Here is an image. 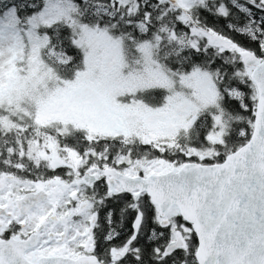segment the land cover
I'll return each mask as SVG.
<instances>
[{
    "label": "trees",
    "instance_id": "trees-1",
    "mask_svg": "<svg viewBox=\"0 0 264 264\" xmlns=\"http://www.w3.org/2000/svg\"><path fill=\"white\" fill-rule=\"evenodd\" d=\"M239 49L264 59V0H0V172L71 183L91 167L221 162L252 129L256 89ZM197 75L212 84L207 99L193 96ZM83 86L115 109L114 130L45 112ZM144 113L176 126L157 118L145 140Z\"/></svg>",
    "mask_w": 264,
    "mask_h": 264
},
{
    "label": "flooded vegetation",
    "instance_id": "flooded-vegetation-1",
    "mask_svg": "<svg viewBox=\"0 0 264 264\" xmlns=\"http://www.w3.org/2000/svg\"><path fill=\"white\" fill-rule=\"evenodd\" d=\"M105 168L112 166L88 168L56 192L38 186L47 179L0 172L15 179L0 183V264H198L196 234L176 206L161 217L145 192H125L118 181L108 184ZM86 171L94 175L90 184L82 180ZM38 190L48 194L46 200L16 204ZM179 235L183 245L166 251Z\"/></svg>",
    "mask_w": 264,
    "mask_h": 264
},
{
    "label": "water",
    "instance_id": "water-1",
    "mask_svg": "<svg viewBox=\"0 0 264 264\" xmlns=\"http://www.w3.org/2000/svg\"><path fill=\"white\" fill-rule=\"evenodd\" d=\"M238 56L256 89L245 143L218 163L187 161L145 176L103 170L108 184L118 181L125 192H145L161 217L175 205L196 234L198 264H264V59L247 49ZM93 178L87 171L82 175L89 184ZM47 196L44 190L28 192L16 204L29 207ZM183 243L179 235L166 251Z\"/></svg>",
    "mask_w": 264,
    "mask_h": 264
},
{
    "label": "rangeland",
    "instance_id": "rangeland-1",
    "mask_svg": "<svg viewBox=\"0 0 264 264\" xmlns=\"http://www.w3.org/2000/svg\"><path fill=\"white\" fill-rule=\"evenodd\" d=\"M170 3L174 4H183L185 0H168ZM208 36V35H207ZM210 41L217 43L219 46H229L227 40L219 38V37H211ZM248 69V73H249ZM197 85L200 87L196 89L195 95L196 98H204L207 99V96H210L213 93L212 84L209 79L205 75H197ZM204 94H203V93ZM186 105H183L182 108H185ZM182 108H178L174 113L176 114ZM53 111L55 116L61 115L66 117L70 112H74L76 118L85 123L87 128L96 130V131H111L116 128L117 120L119 115L115 113V109L112 108L107 103L105 104L100 95L92 88L83 86L78 87L72 90L69 94L64 96L63 98L57 100L53 103V105L46 109V113ZM157 118L160 120L161 129L171 130L176 124H173V116L171 117L168 113H144L143 114V123L145 125V131L143 132V137L145 140L152 139L157 131L156 121ZM51 166H57L60 164V160H58L53 154H50ZM76 159L73 157L72 159H68L69 162L73 163L72 160ZM74 164V163H73ZM76 165V164H74ZM139 163L136 164L138 166ZM171 167H176L167 163L162 159H153L148 160L147 164L142 165L141 169L144 170L147 174L151 173H160L168 170ZM129 172H136L135 168H127ZM6 180L8 182H12L15 179L13 177H9L8 175H0V183H5ZM76 181V180H75ZM75 181L71 182L72 184ZM60 180L55 178L47 179L42 181L38 186H43L48 189L50 192H56L58 190H67L68 187ZM70 183V184H71Z\"/></svg>",
    "mask_w": 264,
    "mask_h": 264
},
{
    "label": "bare ground",
    "instance_id": "bare-ground-1",
    "mask_svg": "<svg viewBox=\"0 0 264 264\" xmlns=\"http://www.w3.org/2000/svg\"><path fill=\"white\" fill-rule=\"evenodd\" d=\"M112 169H114V168H112ZM115 170V169H114ZM116 171V170H115Z\"/></svg>",
    "mask_w": 264,
    "mask_h": 264
}]
</instances>
